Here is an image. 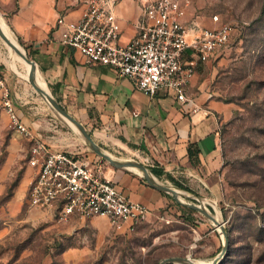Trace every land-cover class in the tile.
<instances>
[{
	"label": "rangeland",
	"instance_id": "rangeland-1",
	"mask_svg": "<svg viewBox=\"0 0 264 264\" xmlns=\"http://www.w3.org/2000/svg\"><path fill=\"white\" fill-rule=\"evenodd\" d=\"M188 1L206 26L213 15L232 26L226 46L207 68L209 91L228 103L230 114L220 127L216 192L206 189L197 198L183 195L181 200L203 203L223 222L227 246L217 264H264V0ZM4 42L0 36V72L33 90L8 67ZM34 94L38 100L30 104L46 107L77 132ZM26 136L12 126L0 104V264H158L165 257L186 255L210 262L220 252L223 237L217 225L174 199L130 233L113 230L102 216L81 219L71 231L52 209L28 203L34 170L28 163L32 141Z\"/></svg>",
	"mask_w": 264,
	"mask_h": 264
},
{
	"label": "crops",
	"instance_id": "crops-1",
	"mask_svg": "<svg viewBox=\"0 0 264 264\" xmlns=\"http://www.w3.org/2000/svg\"><path fill=\"white\" fill-rule=\"evenodd\" d=\"M86 2L0 0V11L35 62L44 86L37 81L38 84L85 126L99 146L116 158L145 165L158 180L182 190L181 196L197 198L206 189L216 192L222 165L220 127L229 116L230 107L209 91L207 68L211 58L226 45L201 62L184 85L186 95L202 107L201 112L194 114L190 107L181 105L173 90L160 88L149 94L112 66L86 64L79 51L61 42L62 28L57 25V18L76 20ZM114 12L120 25L118 42L125 44L139 31L141 0H117ZM195 17L199 26L193 23ZM184 21L189 26V41L199 28L206 26L190 3ZM214 25L213 22L209 26ZM191 55L187 50L185 56ZM5 78L11 86L17 114L29 130L25 138L32 141L31 146L40 141L52 150H66L83 157L95 172L110 178L122 194L145 204L150 210L147 220L174 199L168 192L147 183L135 168L115 166L91 150L81 135L53 117L51 110L50 115L46 107L40 110V105L30 104L38 100L34 94L38 93L27 82ZM52 210L55 214V208ZM102 218L115 230L107 217ZM81 219L86 218L70 216L66 220L69 229L74 230Z\"/></svg>",
	"mask_w": 264,
	"mask_h": 264
},
{
	"label": "built area",
	"instance_id": "built-area-1",
	"mask_svg": "<svg viewBox=\"0 0 264 264\" xmlns=\"http://www.w3.org/2000/svg\"><path fill=\"white\" fill-rule=\"evenodd\" d=\"M116 3L117 0H87L76 20L59 16L61 42L79 51L86 64L112 66L149 94L160 88L173 90L181 105L190 107L194 114L201 112L202 107L186 95L184 85L201 62L226 45L232 34L231 24L219 23L217 15H213L216 25L202 26L189 41V26L184 21L188 0H141L139 31L121 44ZM193 23L199 26L197 17ZM187 50L192 52L189 57L185 56ZM0 104L12 126L29 135L2 72ZM28 162L35 167L28 185V203L55 208L58 220L66 221L72 215L105 216L116 231L130 233L150 214L145 204L126 197L110 178L95 172L86 159L69 151L52 150L37 141L30 147Z\"/></svg>",
	"mask_w": 264,
	"mask_h": 264
},
{
	"label": "water",
	"instance_id": "water-1",
	"mask_svg": "<svg viewBox=\"0 0 264 264\" xmlns=\"http://www.w3.org/2000/svg\"><path fill=\"white\" fill-rule=\"evenodd\" d=\"M0 36L5 41H6V38L9 39V36L7 35V33L5 31H3L1 26H0ZM21 54L24 56V58L28 62L35 64V62L27 55L25 48ZM27 80L31 84L32 88L50 105V107L62 119H64L66 122L68 120L73 125L76 126V128L78 129L77 132L81 135V137L84 139L86 145L91 150H93L97 154L101 155L102 157L107 159L109 162H111L115 166L127 167V168H137L147 183L157 187L158 189H161L163 191L168 192L169 194L172 195V197L176 200V202L187 205L191 208L197 209L200 212H202L203 214H205L206 216H208L211 220H214L215 223H217V224L219 223L220 224V231H221L222 237H223L222 248H221L220 252L208 264H217L221 260V258L225 254L226 246H227V232H226V229L224 227L223 222L216 220L214 215L211 212H209L205 206H203L201 204L181 201L178 198V195H181L182 193L177 191L178 188H176L173 185H169V184H166V183L158 180L155 176H153L151 174V172L148 170V168L145 165H143L140 162H137L135 160L116 158V157L112 156L110 153H108L107 151H105L101 146H99L93 140V138L88 133L85 126H83V124H81L79 121H77L65 108H63V106H61L58 103V101L50 94V92H48V90H46L45 88L41 87L38 84L33 70L28 73ZM67 123H69V122H67ZM187 193H189V192H187ZM166 262H175V263H183V264H198L197 262H195V259L192 258L190 255H186L184 257L183 256L165 257V258H162L158 262V264H165Z\"/></svg>",
	"mask_w": 264,
	"mask_h": 264
},
{
	"label": "bare ground",
	"instance_id": "bare-ground-1",
	"mask_svg": "<svg viewBox=\"0 0 264 264\" xmlns=\"http://www.w3.org/2000/svg\"><path fill=\"white\" fill-rule=\"evenodd\" d=\"M0 26L3 29V31H5L7 33V35L9 36V39L6 38V41H5L6 43L4 42L6 44V46H7V48L10 51L9 59L7 60L8 67L13 72H15L19 76H22V77H24L26 79L28 77V73L33 70L34 74L37 76V81L39 82V84L44 86L43 82H41V80L39 78V75L37 73L35 64H32L31 62H28L24 58V56L21 54L24 51V48L15 39V37L13 36L11 31L7 28L6 24L2 20L1 16H0ZM67 122H69L71 125H73L70 121L67 120ZM73 127L78 131V129L76 128L75 125H73ZM135 169L138 170L137 168H135ZM177 191L178 192H182V190H180V189H177ZM181 197H183V196L178 195V198L180 200H181ZM201 205H203V203H201ZM214 217H215L216 220L220 221V219H219V217L217 215H214ZM212 221L214 222V220H212ZM215 224L220 229V224L219 223L218 224L215 223ZM195 262H197L198 264H208L209 263V262H206V261L200 260V259H195Z\"/></svg>",
	"mask_w": 264,
	"mask_h": 264
},
{
	"label": "trees",
	"instance_id": "trees-1",
	"mask_svg": "<svg viewBox=\"0 0 264 264\" xmlns=\"http://www.w3.org/2000/svg\"><path fill=\"white\" fill-rule=\"evenodd\" d=\"M178 186H180V187H183L182 185H180V184H177ZM176 204H178V205H180V203H178V202H176Z\"/></svg>",
	"mask_w": 264,
	"mask_h": 264
}]
</instances>
